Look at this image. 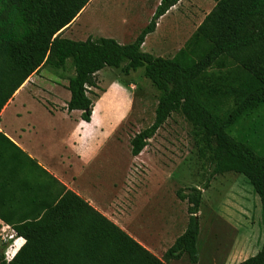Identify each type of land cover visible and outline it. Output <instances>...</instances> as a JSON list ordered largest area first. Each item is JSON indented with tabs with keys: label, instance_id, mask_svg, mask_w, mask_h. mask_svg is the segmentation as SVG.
Segmentation results:
<instances>
[{
	"label": "trees",
	"instance_id": "obj_1",
	"mask_svg": "<svg viewBox=\"0 0 264 264\" xmlns=\"http://www.w3.org/2000/svg\"><path fill=\"white\" fill-rule=\"evenodd\" d=\"M90 1L0 0V113L32 75L49 67L68 81L66 108L82 111L89 122L91 95L99 96L92 91L98 88L97 74L106 67L125 75L143 68L160 95L153 123L130 140L132 155L141 154L172 114L179 113L192 126L196 154L208 176L202 188L177 191L188 204V223L162 258L67 191L38 222L13 227L25 243L9 262L0 254V264H170L185 254L197 264L203 191L216 176L244 175L260 197L264 221V146L258 148L257 142L264 134L254 129L231 135L242 118L264 105V0H213L214 8L171 58L142 47L180 0H161L132 43L63 37ZM242 264H264V243Z\"/></svg>",
	"mask_w": 264,
	"mask_h": 264
},
{
	"label": "rangeland",
	"instance_id": "obj_2",
	"mask_svg": "<svg viewBox=\"0 0 264 264\" xmlns=\"http://www.w3.org/2000/svg\"><path fill=\"white\" fill-rule=\"evenodd\" d=\"M161 0H91L75 21L62 33L65 38L86 40L89 37L113 38L121 44L132 43L153 17ZM212 3V4H211ZM213 8L212 0H180L179 6L159 20L160 28L147 37L145 52L171 58L173 49L183 38H190L205 16ZM177 19V21H176ZM177 31H175V26ZM181 26L184 29L181 30ZM73 71L68 74L71 75ZM124 80L133 87L132 111L125 120L124 137L119 149L110 146L108 200L118 161L130 173L127 188L124 225L132 234L143 238L156 251L170 248L183 234L188 223V204L177 197L179 189L204 187L208 169H203L196 154L192 126L179 113H174L165 125L149 140L141 154L140 163L128 171L131 160L130 140L135 133L149 127L155 118L159 91L145 77L141 68L130 75L120 69L106 67L97 74L98 88L92 91L101 96L111 82ZM27 93L44 104L62 105L70 97L68 81L51 68L45 67L31 79ZM124 82V84H125ZM128 85V87H129ZM94 100L97 97L91 95ZM41 108L42 105L40 104ZM96 108L95 113L98 112ZM121 129V128H120ZM256 129L264 134V105L257 107L233 128L231 135H244ZM254 135V134H253ZM258 148L264 146V135L257 139ZM115 152V153H114ZM200 234L197 242V264H242L255 256L264 243L262 204L249 180L242 174L228 172L216 176L203 191L200 208ZM130 216V218H128ZM11 230H0V254L20 249L14 244ZM6 249L3 245L7 244ZM11 251V250H10ZM158 252V251H157ZM160 258L163 255L159 254ZM170 264H191L187 254Z\"/></svg>",
	"mask_w": 264,
	"mask_h": 264
},
{
	"label": "crops",
	"instance_id": "obj_3",
	"mask_svg": "<svg viewBox=\"0 0 264 264\" xmlns=\"http://www.w3.org/2000/svg\"><path fill=\"white\" fill-rule=\"evenodd\" d=\"M212 2L214 8L215 2ZM179 4L160 20L174 15ZM147 37L143 51L147 47ZM188 39L182 38L173 49L174 53ZM124 82L121 79L111 82L94 100L89 122L82 118V111H69L66 108L71 94L62 105H46L27 93L30 89L28 80L17 90L0 113V230H11L15 234L14 226L38 222L60 202L67 191H72L156 256L160 258L159 254L164 255L160 249L158 252L151 250L143 238L132 234L124 225V219L128 220L125 212L126 182L131 175L129 172L126 175V166L121 161H118L116 176L113 177L110 200L106 192L110 146L115 151L119 149L124 137L122 126L134 104L131 90L136 85L130 84L128 87ZM97 107L99 109L95 113ZM141 154L132 155L128 171L140 163ZM15 240L14 244L18 240L20 248L25 243L22 237Z\"/></svg>",
	"mask_w": 264,
	"mask_h": 264
},
{
	"label": "built area",
	"instance_id": "obj_4",
	"mask_svg": "<svg viewBox=\"0 0 264 264\" xmlns=\"http://www.w3.org/2000/svg\"><path fill=\"white\" fill-rule=\"evenodd\" d=\"M16 252H17L16 249L7 250V252L5 253V260L8 261V262L11 261L14 258Z\"/></svg>",
	"mask_w": 264,
	"mask_h": 264
}]
</instances>
